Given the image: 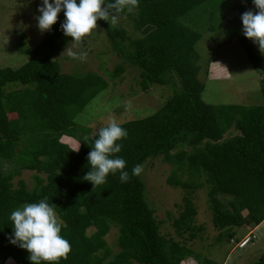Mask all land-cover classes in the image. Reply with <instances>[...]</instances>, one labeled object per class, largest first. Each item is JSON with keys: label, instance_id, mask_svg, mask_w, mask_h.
Instances as JSON below:
<instances>
[{"label": "trees", "instance_id": "1", "mask_svg": "<svg viewBox=\"0 0 264 264\" xmlns=\"http://www.w3.org/2000/svg\"><path fill=\"white\" fill-rule=\"evenodd\" d=\"M231 1L140 0L128 14L140 30L137 37L119 23L97 21L123 59L112 71L105 69L112 80H122L125 66L131 64L140 70L144 90L153 84L173 90L153 114L119 123L128 131L127 138L118 141L123 148L116 154L127 161L131 177L127 183L120 182L119 173L109 174L107 182L95 188L86 180L88 153L99 130L89 136L91 130L80 127L75 118L108 88L109 81L96 72L62 71L55 57L64 38H72L60 28L63 10L28 61L17 69H0V264L10 258L17 264H33L27 250L9 242L13 232L9 217L25 203L45 197L67 225L61 234L71 244L67 259L61 258L59 264H182L192 250L162 234L145 181L141 174L132 175L135 165L159 156L175 166L169 184L188 192L183 211L174 219L180 235L191 232L196 237L192 223L197 210L190 195L202 187V182L184 180L185 173L192 179L205 176L213 222L231 239L233 228L256 227L264 221V103L215 105L203 99L205 83L196 44L204 33L222 30L238 37L260 70L264 98V54L243 35L241 20L244 12L258 10L247 0L250 5L226 24L218 13ZM126 12L127 8L116 16ZM65 135L79 138L78 147L63 142ZM15 160L21 169L35 171L34 188L23 179L15 186V172L4 171L3 161ZM221 195L231 200L225 202ZM113 226L119 230L116 254L106 239ZM196 259L200 264H219L198 255ZM255 264H264V253Z\"/></svg>", "mask_w": 264, "mask_h": 264}, {"label": "rangeland", "instance_id": "2", "mask_svg": "<svg viewBox=\"0 0 264 264\" xmlns=\"http://www.w3.org/2000/svg\"><path fill=\"white\" fill-rule=\"evenodd\" d=\"M42 0H0V69L18 68L28 61L31 51L44 39L47 31L41 32L36 17L39 15L38 6ZM140 0H138L139 5ZM250 5L247 0H232L218 17L228 24L239 17L242 8ZM116 16V23L127 28L131 36H138L140 32L137 24L131 20L130 12ZM234 19V20H235ZM112 23V17H109ZM228 28H232L229 27ZM144 33H141V35ZM73 38H64L62 48L56 57L65 73L85 75L96 72L109 81V86L100 92L75 118L80 127L90 129L93 136L100 127L111 121L125 122L134 118H141L153 114L173 95L170 85L153 84L144 90L140 84V70L127 64L121 80H112L105 69L112 71L123 59L111 47L106 33L100 25L91 34L84 37L83 44H73ZM73 52H87L84 60L68 55L66 49ZM201 55L202 66L200 79L205 83L203 99L210 104H263L262 93L263 75L254 67L247 52L238 37L228 36L221 32H206L196 44ZM256 52L261 53L259 46ZM217 63V64H215ZM12 116V115H10ZM81 136V135H80ZM85 136V135H84ZM62 141L70 146L78 147L79 138L65 135ZM5 172L14 173V185H19L23 179L29 188L36 186L35 171L21 169L17 161H3ZM175 166L167 163L162 156L148 159L142 166L141 177L146 183L147 199L155 210V216L161 224V232L167 238L172 237L185 247L192 250V254L182 264H200L196 259L210 258L219 264H255L264 253V224L255 229L254 224L242 228H233L235 237L230 238L227 231H220L213 222L212 209L209 200V183L205 176L190 178L188 173L184 180L202 182L192 197L197 214L192 225L196 234L192 238L190 233L183 236L174 226V219L178 218L184 209V197L187 190L181 186L169 184ZM20 170V173L18 171ZM44 175V174H43ZM225 202L230 196H220ZM247 215V211L244 212ZM255 229V231H253ZM93 231V229H92ZM91 232V231H90ZM119 230L112 227L106 239L116 254L120 250L118 245ZM7 264H17L13 258ZM139 264V263H132Z\"/></svg>", "mask_w": 264, "mask_h": 264}, {"label": "clouds", "instance_id": "3", "mask_svg": "<svg viewBox=\"0 0 264 264\" xmlns=\"http://www.w3.org/2000/svg\"><path fill=\"white\" fill-rule=\"evenodd\" d=\"M252 2L258 11L249 10L241 15L242 33L258 45L264 54V0ZM137 4L138 0H42L36 19L41 32L50 31L63 10L65 19L60 25L61 30L65 36L73 38V44H83L84 37L97 28L99 19L108 21L111 16L112 23H115L116 13L125 8L131 11ZM65 51L81 60L87 57L86 51L76 53L68 48ZM127 136V129L115 120L99 128L87 157L90 171L85 175L94 188L105 184L109 174L119 173L121 183H127L131 179L126 170L127 161L116 155L123 148V144L118 141H123ZM78 150L79 148L75 151ZM142 170V166L137 164L132 168V175L138 176ZM9 219L13 225L9 242L27 250L28 259L33 264H59L61 258L67 259L71 244L61 234L67 225L56 214L46 197L18 207L11 212Z\"/></svg>", "mask_w": 264, "mask_h": 264}, {"label": "crops", "instance_id": "4", "mask_svg": "<svg viewBox=\"0 0 264 264\" xmlns=\"http://www.w3.org/2000/svg\"><path fill=\"white\" fill-rule=\"evenodd\" d=\"M263 224H264V221L260 225L256 226L255 229H258V228L260 229ZM255 229L253 231H255Z\"/></svg>", "mask_w": 264, "mask_h": 264}]
</instances>
